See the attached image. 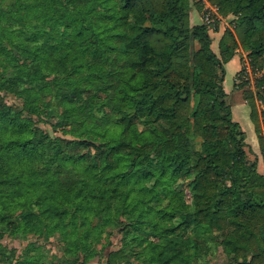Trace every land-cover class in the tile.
<instances>
[{
    "label": "trees",
    "instance_id": "16d2710c",
    "mask_svg": "<svg viewBox=\"0 0 264 264\" xmlns=\"http://www.w3.org/2000/svg\"><path fill=\"white\" fill-rule=\"evenodd\" d=\"M210 1L235 18L220 55L189 0H0V238L85 264L120 228L108 264H199L216 234L228 264H264V174L223 86L239 46L264 70V0ZM34 252L0 264H52Z\"/></svg>",
    "mask_w": 264,
    "mask_h": 264
},
{
    "label": "rangeland",
    "instance_id": "374dc122",
    "mask_svg": "<svg viewBox=\"0 0 264 264\" xmlns=\"http://www.w3.org/2000/svg\"><path fill=\"white\" fill-rule=\"evenodd\" d=\"M190 5H191V11H193V14L196 12H199L202 15V8L203 4L199 0H189ZM204 9V8H203ZM204 11V10H203ZM197 17V14H195ZM232 19L235 18H227L226 23L221 22H216L211 29L212 35L214 36L213 38V43H212V49L216 53L217 51V38L214 35L215 32V27L218 26L219 28L224 27L226 24L232 25ZM194 20V19H193ZM201 20L197 18L195 21L191 22V25L194 26L196 24H200ZM228 29V28H227ZM230 30V29H229ZM235 31V30H234ZM33 38H36V34H33ZM247 53V52H246ZM237 66L234 64L233 69L236 70ZM260 71L254 70L253 76L250 81H246L239 85V88H243V86H249L255 88L251 91V94L256 95L258 104L261 108L262 114L264 113V88H259L258 83L262 79V73H259ZM233 83V77L232 74H230L229 80H228V86ZM230 87V86H229ZM238 88V89H239ZM251 100V99H250ZM252 102V100H251ZM21 101L19 99H16L14 96H9L7 99V104L12 105L13 107L17 108L18 105H20ZM228 103L230 104H235V100L230 96L228 98ZM98 117H103L105 114H109L113 124L117 123L119 119L116 117V114L112 112L110 109H104L100 113H96ZM35 121H37L36 117H33ZM116 127V126H115ZM52 127L50 125H42L41 130L47 132L48 130H51ZM67 130H70L69 128ZM57 136L62 137L64 139L70 140V139H77L78 134L77 131L70 132V134H64L61 132V130H58ZM250 158L253 160V154L249 155ZM182 189H185L184 186H182ZM188 202H190V199H187ZM163 207V206H162ZM125 222V221H124ZM0 231H2V228L0 227ZM5 231V236L3 238H0V247L5 250V252L14 258V263L16 261H20L21 256L23 253L28 249H36V253L39 256H44L46 257L47 261L51 262L52 264H70L71 262H66V258L64 257V254L62 252V243L60 242V239H58L57 236H49L47 239H45L43 236H38L35 234H23L22 232H18L16 234H13L11 231L6 230ZM112 234L111 236L107 239L104 245L102 247V244L98 246L99 251L101 252L100 256L92 259L91 261H88L85 264H108V254L110 252L119 250L122 247L123 244V231L118 228L114 230H109ZM158 233V230L156 229H150V239L155 241L156 238L154 237ZM204 241V251L202 253L203 258L200 260L199 264H228V259L224 255L222 248L219 246V243L221 241L220 237L216 234H210V235H205L203 237ZM107 243V246H106ZM0 248V249H1ZM15 251V254L13 253ZM34 252V254H36ZM77 264H82L77 263Z\"/></svg>",
    "mask_w": 264,
    "mask_h": 264
},
{
    "label": "crops",
    "instance_id": "0c3cea01",
    "mask_svg": "<svg viewBox=\"0 0 264 264\" xmlns=\"http://www.w3.org/2000/svg\"><path fill=\"white\" fill-rule=\"evenodd\" d=\"M195 14H197V17ZM197 18L201 20L200 24H202L203 23L202 15L196 11L193 14V11H191L190 21L193 22ZM229 18H233V17H229ZM226 20L227 18H223V20L221 21H223V23H226ZM221 21H218V22H221ZM196 25H199V24H196ZM227 28L230 29L233 33L235 32L233 26H231L230 24H226L224 27H221V28L218 27V30H215L214 32V35L217 38L218 47H217L216 54L218 55H220L219 44L222 38L224 37L225 30ZM210 34H211V37L214 38L212 33ZM244 54L246 55V52L243 50L241 46H239L236 50L235 56L232 58L230 62H228L225 65L226 77H225L223 86H224L225 93L227 95L226 97L227 102L230 96L235 100L234 105L228 103L231 106L234 121L238 122L242 130L245 132L246 142L252 149L254 159L256 158L258 161V171L260 174H264V158H263V154L261 151V141H260L261 137L264 138L263 114L258 104L256 95H254L255 91L253 92V95L251 94V91H250V90L253 91V89L255 88L252 89V87H249L246 85L243 86V88H239L238 87L239 85H237V79L242 72V59H243ZM234 64L237 66L235 68L236 70L233 69ZM230 74H232L233 83L229 85L230 86L229 87L227 84H228ZM250 99L252 100V102ZM253 103H254V106H253ZM255 108L257 110V115H258V127H260L261 129L260 134L257 133V125L255 124L253 120V115H254L253 112Z\"/></svg>",
    "mask_w": 264,
    "mask_h": 264
},
{
    "label": "built area",
    "instance_id": "2783aa9c",
    "mask_svg": "<svg viewBox=\"0 0 264 264\" xmlns=\"http://www.w3.org/2000/svg\"><path fill=\"white\" fill-rule=\"evenodd\" d=\"M199 1H201L203 4L204 11L202 13V17H203V23L205 25H207L209 28H212V26L216 22L223 20V17L219 14L217 6L213 5L210 0H199ZM254 70L260 71L259 73L260 74L262 73V77H263L264 70H259L254 68L251 59L248 56V53H246V55L244 54L242 59V72L237 79V84L250 81L253 76Z\"/></svg>",
    "mask_w": 264,
    "mask_h": 264
}]
</instances>
